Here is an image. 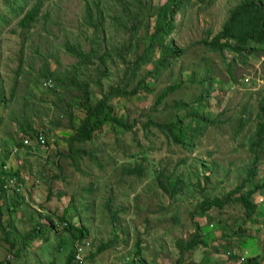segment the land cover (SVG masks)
Segmentation results:
<instances>
[{"label": "rangeland", "instance_id": "1", "mask_svg": "<svg viewBox=\"0 0 264 264\" xmlns=\"http://www.w3.org/2000/svg\"><path fill=\"white\" fill-rule=\"evenodd\" d=\"M99 1L106 10L104 29L99 32L105 42L101 41L98 52L106 48L117 57L104 62L95 57L76 72L73 64L78 57L66 43H81L86 51L91 48L93 28L83 19L84 0H44L40 14H49L29 30L19 26L20 18L7 8L8 0H0V13L11 18L0 23V87L11 98L0 108V167L6 160L25 180L21 204L13 207L9 192L3 206L0 264H76L68 263V257L82 240L89 241L86 264H124L135 255L137 243L146 264H252L251 258L264 264V189L254 194L258 209L245 222V207L238 202L204 213L199 210L205 196L224 197L234 189L247 175L244 167L254 156L249 138L264 104V51L244 63L232 51L224 57L204 42L221 30L230 8L241 0L212 4L192 0L189 8L182 9L175 16L176 29L165 40V44L172 40L182 51L158 78L147 77L155 60L140 67L132 63L148 44L146 35L154 30L152 13L166 0H143L136 30L110 19L123 13L117 0ZM208 71L213 85L198 107L195 101L208 86ZM73 73L89 83L93 103L111 85L126 89L127 94L114 95L109 103L113 115H123L127 129L108 121L94 140L71 147L67 138L72 126L85 116L78 104L83 91L71 83ZM141 77H147L148 90L139 87L129 95ZM48 79L52 87L44 84ZM174 83L179 85L157 103L162 91ZM183 103L187 106L180 107ZM194 109L218 121L203 127L189 147L156 124L177 118L189 121ZM23 116L45 135L46 145L17 143L24 138ZM240 118L244 121L236 131ZM258 165L261 178L264 154ZM175 179L181 181L174 194L161 186L160 181L172 186ZM251 187L250 183L245 190ZM66 221L73 228L64 225ZM195 223L206 245L181 249L177 241L189 240L197 229ZM78 226L87 229L83 239L74 237ZM37 227L43 230L36 237ZM249 238L256 245L253 253L240 246ZM93 253L96 256L91 258Z\"/></svg>", "mask_w": 264, "mask_h": 264}, {"label": "trees", "instance_id": "2", "mask_svg": "<svg viewBox=\"0 0 264 264\" xmlns=\"http://www.w3.org/2000/svg\"><path fill=\"white\" fill-rule=\"evenodd\" d=\"M85 1V14L84 22L89 27L93 28V34L90 36L92 42L91 48L89 51H86L81 43H72L67 42L66 47L74 55H76L77 61L73 64V70L76 72L82 71L83 65L94 62L95 57L99 58L101 62L106 61L112 55L117 57L115 51H108L106 48L99 53L98 48L100 43L105 42L104 38L99 36V32L104 29V19H105V8L101 6L99 0H84ZM118 3L122 5V12L114 14L110 19L116 25L124 27L125 29H130L133 27V30H136V25L134 23L139 22L141 17L143 6V0H117ZM201 2H206L207 0H196ZM215 0H208L209 4L214 3ZM44 0H8V10L13 14L14 17H19L18 21L19 26L25 30H29L34 24H36L41 17L47 18L49 12L45 11L42 15L41 9L43 6ZM198 3V2H197ZM192 4V0H166L164 3L157 7V10L152 13L155 17L154 30L150 32L147 36L149 42L145 47L141 55L136 57V60L132 63L135 67H140V65L150 63V61L155 60V68L152 71H147V77L158 78L159 74L167 68L172 62L173 59L179 56L180 51L178 47L174 46L172 40L169 39L168 43L165 44V40L169 38L170 34L174 29H176L175 16L182 10L189 8ZM133 22V24H129ZM9 23L11 18L0 13V23ZM1 34V31H0ZM209 34L212 35V32ZM131 42V41H130ZM207 47L216 52H220L225 57L226 51H232L235 57L240 58L242 62H247V59L252 54H258L260 51H264V0H241L238 4L230 8L227 18L222 24V28L211 38L204 39ZM160 52V57L156 60L158 52ZM113 52V54H112ZM121 56V54H120ZM119 57V56H118ZM122 57V56H121ZM232 60L226 62L228 71L231 72ZM22 66V61L21 64ZM134 67V68H135ZM136 74V70L133 71V77ZM48 78L49 73L45 74ZM147 77H141L138 79L137 84L128 92L129 95H133L137 92L139 87H143L148 90L147 86ZM234 79V76H232ZM51 81V79H48ZM52 82V81H51ZM206 82L208 86L202 95L195 101L199 105L205 102V97L210 94L213 82L211 80V74L208 71L206 75ZM71 83L79 90L83 91L78 104L83 111L85 112L84 118L77 125H73V133L68 136V141L71 147L75 142H87L94 140L97 131L101 130V127L108 121L114 122L121 129H127L128 125L126 123L123 115H113L112 106L109 103V100L112 96H123L127 94L126 89L123 86L118 84L111 85L109 90L102 94V96L95 103L92 102L90 85L87 81L80 79L78 74L71 76ZM179 84H171L167 86L160 96L157 99V103H160L164 100L169 91L174 90ZM53 83H51V86ZM15 85L12 86V97L15 95ZM11 98H6L4 90L0 87V108H3L5 104L10 102ZM264 101V100H263ZM196 104V105H197ZM187 106L186 103L180 105V107ZM197 107V108H198ZM106 109V110H105ZM72 114V112L70 113ZM73 115V114H72ZM192 118L189 121H185L184 118H177L173 121L167 123H157L161 128L166 129L172 137L181 142L184 146L189 147L193 145V138L203 131V127H207L211 124H214L218 121L217 117H210L207 114H200L197 109H194L191 113ZM259 121L257 122V127L254 130L252 136L249 138V148L254 152V156L251 159V162L244 167L247 175L241 179L240 183L235 186L234 189L228 191L224 197L220 196H205L203 200L199 203L200 213H204L212 207L224 208L229 203L238 202L245 207L244 222L253 218L255 215L258 204L254 200V194L257 193L260 189H264V176L258 178V163L261 156L264 154V104L260 107V112L258 113ZM1 117V115H0ZM23 121L20 123V129L23 131L24 138L22 141H18L19 145H27L25 139H32L39 132L36 128H33V125L29 123L27 118L23 116ZM240 122L236 124V131L242 125L244 119L240 118ZM175 128L178 131H175ZM235 131V132H236ZM47 143V139H46ZM36 144V143H33ZM32 144V145H33ZM29 145V144H28ZM41 145V144H38ZM46 145V144H45ZM259 147H261L259 149ZM138 167V165H137ZM137 169V168H136ZM133 169H130L132 171ZM19 170H12V168L7 165L6 160H4L2 166L0 167V225H3L2 215H3V206L6 203V198L8 193L12 192V198H10V204L13 207L21 204L23 201V196L21 191L16 190L12 186L8 185V182L11 179H16V183H24V178L21 177ZM164 175V174H163ZM167 178H170V175H166ZM205 181L209 180V176L204 177ZM181 180L175 179L172 186L169 183L161 182V186L164 187L166 191L171 188V194L175 193V190L178 188ZM251 183V188L246 187ZM249 183V184H248ZM239 193L237 196L236 194ZM31 194V190H30ZM22 197V198H21ZM63 219H66L64 216ZM70 227L73 228V224L70 223ZM53 225V222L51 223ZM196 230L191 235L190 239L182 243V240L177 241V245L181 249H196L199 245H206V240L201 238L199 229H201L198 223H195ZM4 228V226H3ZM42 227H37L33 230L34 236H39L42 232ZM87 236V229L83 226L77 227V233L74 234L75 239L85 238ZM87 240H82V243L86 245ZM23 245H26L24 240ZM240 246L245 250L255 251V242L252 238H249L247 241H241ZM76 249L75 247L71 254L68 257V263H72L76 258ZM227 253H229L230 248H225ZM242 251L241 254H244ZM231 254V253H230ZM96 253L91 254V258H94ZM241 256V255H240ZM242 257V256H241ZM131 259L130 264H146L142 259V248H140L139 243H137V249L135 255L128 257ZM253 261L252 264H261L257 258H251ZM8 264V263H4Z\"/></svg>", "mask_w": 264, "mask_h": 264}, {"label": "built area", "instance_id": "3", "mask_svg": "<svg viewBox=\"0 0 264 264\" xmlns=\"http://www.w3.org/2000/svg\"><path fill=\"white\" fill-rule=\"evenodd\" d=\"M44 84H48V86H51V82L50 81H45ZM25 143L26 144L36 143V144L45 145L46 144V138H45V135L42 132H39L32 139H28V138L25 139ZM8 185L9 186H12L13 188H16V190H18V191H21L22 188L25 186V183H21V182L16 183V179H11L8 182ZM56 223L57 222H54L53 223V226L54 225L56 226ZM67 224H68L67 221L64 222V225H67ZM88 242L89 241H87L86 244ZM85 247L86 246L82 243V241L77 244L76 258H75L76 264H86V262H85V256H84ZM130 261H131L130 258H126L124 264H130L131 263ZM136 264H138V263H136Z\"/></svg>", "mask_w": 264, "mask_h": 264}]
</instances>
